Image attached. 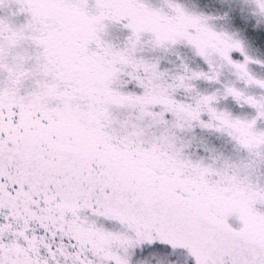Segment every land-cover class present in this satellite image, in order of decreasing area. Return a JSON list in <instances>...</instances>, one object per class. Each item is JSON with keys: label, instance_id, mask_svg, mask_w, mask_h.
I'll return each instance as SVG.
<instances>
[{"label": "snow or ice", "instance_id": "snow-or-ice-1", "mask_svg": "<svg viewBox=\"0 0 264 264\" xmlns=\"http://www.w3.org/2000/svg\"><path fill=\"white\" fill-rule=\"evenodd\" d=\"M0 264H264V0H0Z\"/></svg>", "mask_w": 264, "mask_h": 264}]
</instances>
